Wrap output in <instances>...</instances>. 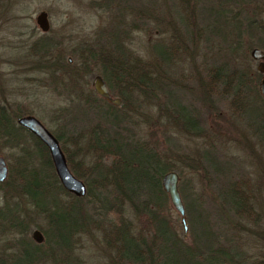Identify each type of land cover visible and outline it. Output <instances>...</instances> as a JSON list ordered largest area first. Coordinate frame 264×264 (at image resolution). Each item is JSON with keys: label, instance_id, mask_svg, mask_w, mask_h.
Listing matches in <instances>:
<instances>
[{"label": "rangeland", "instance_id": "rangeland-1", "mask_svg": "<svg viewBox=\"0 0 264 264\" xmlns=\"http://www.w3.org/2000/svg\"><path fill=\"white\" fill-rule=\"evenodd\" d=\"M22 6H26L22 10L28 16L35 17L41 10L48 12L50 31L46 35L55 43L53 55L60 57L63 70L71 65L77 72L73 71L74 79L86 93L94 91L93 79L101 75L112 97L119 98V90L114 83V87L109 86L103 66H84L79 54L85 48L113 45L124 49V54L127 51L130 59L139 57L145 62L151 61L155 43L162 41L170 48L173 60L166 67L163 82L145 93L136 92L133 99L138 113L132 114L130 123L118 132L124 138L149 142L171 163V171L177 172L178 187L201 194L220 243L264 262V127L259 130L247 118L237 116L229 105L230 97L219 94L217 88L208 91L213 69L222 74L249 73L252 86L259 89L258 61L250 51H264V0H4L0 5V108L15 116L16 124L18 117L33 115L54 135H61L60 146L83 175L73 174L88 187L96 177L94 167L109 168L118 160L115 155L94 151L89 142L95 133L107 130L112 134L115 129L105 122L103 110L85 105L62 86L61 80L67 78H62L60 71L52 75L51 49L47 56L43 51L30 52L32 42L43 35L35 25V30L14 25L6 28L7 22L13 23L10 15L22 13ZM143 14L150 16L149 21L139 17ZM23 19L22 24L33 23ZM34 53L36 58L28 57ZM107 104L106 100L101 102L104 110ZM179 109L188 116L179 114ZM252 109L251 114L259 112L257 106ZM186 121H194V127ZM22 148L35 150L29 138L18 145L0 138V155L6 161L8 175L16 167ZM128 155L133 157L132 153ZM135 158L144 160L142 154ZM198 161L193 169L192 164ZM135 176L131 171L128 178L133 180ZM238 181L247 186L253 202L254 212L247 219L235 215L225 199V191ZM6 191L7 186L0 189V199ZM13 201L20 207L29 205L21 198ZM82 204L89 227L78 237L77 262L106 264L111 253L95 227L99 218L94 213L95 204L87 198ZM166 207L177 235L186 244L192 243L189 231L184 236L181 216L168 194ZM33 218L38 227L30 229V238L34 229L42 232L47 226L42 216ZM48 249L49 244L41 247L43 256L37 264H58L44 254Z\"/></svg>", "mask_w": 264, "mask_h": 264}, {"label": "trees", "instance_id": "trees-1", "mask_svg": "<svg viewBox=\"0 0 264 264\" xmlns=\"http://www.w3.org/2000/svg\"><path fill=\"white\" fill-rule=\"evenodd\" d=\"M139 17L146 21L150 19L148 14ZM42 46L46 47L44 55H50L48 43ZM54 47L52 40V75L60 71L61 77L67 78L61 80V84L64 83L62 86L77 95L85 105L103 110L105 122L115 129L112 134L107 130H101L102 135L95 133L89 146L99 153L115 155L118 160L109 168L94 167L96 177L93 185L86 187L84 196L69 192L60 183L47 146L33 132L16 124L15 116L1 107L0 138L11 145L26 142L29 138L35 150L22 148L16 167L0 183V189L8 187L0 199V264H37L43 256L41 247L45 244H49V249L44 254L58 264H78V237L89 227L82 204L85 198L95 204L94 213L99 216L95 227L101 234L105 248L111 253L106 264H264L262 260L242 253V250L220 243L203 208L201 194L185 192L184 188L178 187L185 202L188 226L184 236L189 231L193 237V242L186 244L177 235L171 215L166 212L167 192L163 188L162 178L166 172L173 170L171 163L154 151L146 140L124 138L118 132L125 123H130L132 114L138 113L137 103L133 99L136 92L145 93L163 82L166 67L173 60L170 48L162 41L155 43L150 62L139 57L132 60L127 51L124 54V49H117L113 45L85 48L79 54L85 62L84 66L88 63L103 66L109 86L114 87V83V88L119 90L121 104L108 103L104 110L101 105L104 99L95 91L86 93L83 85L74 79V72H77L71 65L67 64L68 67L63 70L60 57L53 55ZM211 72L208 91L212 89L215 92L217 88L219 94L229 96V105L237 116L247 118L259 130L263 128L264 99L259 89L252 86L249 73L222 74L214 69ZM66 73L70 74L65 76ZM255 106L259 112L251 114ZM179 110V114L187 113L184 109ZM185 124L194 127V121H186ZM54 136L61 140V135ZM61 149L71 171L78 176L83 175L74 168L66 149ZM128 153H132L133 157L129 158ZM139 154L144 156L143 162L135 158ZM198 163L194 162L191 167L195 169ZM131 171L137 174L133 180L128 178ZM225 196L235 215L247 219L253 214V202L243 182H234L225 191ZM16 197L24 199L28 207H20L18 202L13 201ZM34 215L46 220L41 243L29 237L30 229L38 227L33 220Z\"/></svg>", "mask_w": 264, "mask_h": 264}, {"label": "water", "instance_id": "water-1", "mask_svg": "<svg viewBox=\"0 0 264 264\" xmlns=\"http://www.w3.org/2000/svg\"><path fill=\"white\" fill-rule=\"evenodd\" d=\"M44 13L41 14L43 18ZM40 18V24L43 29L46 28L44 22ZM250 56L258 61L256 66L257 71L261 74L259 81V91L264 98V51L260 48H253L250 51ZM95 92L103 98H106L113 104H120L121 100L118 97H112L109 88L101 75H96L92 82ZM17 123L26 129L33 132L48 148L51 159L54 165L55 172L60 180V183L65 190L79 196H84L86 193L85 184L77 178L68 166L66 157L60 147L59 141L51 134L46 127L34 116H22L17 120ZM8 175V168L5 159L0 155V183L3 182ZM179 176L175 171H168L162 178V185L167 192L170 202L175 210L181 216V223L186 232L188 229L185 208L178 188ZM32 239L41 243L44 240V235L39 229H34Z\"/></svg>", "mask_w": 264, "mask_h": 264}, {"label": "flooded vegetation", "instance_id": "flooded-vegetation-1", "mask_svg": "<svg viewBox=\"0 0 264 264\" xmlns=\"http://www.w3.org/2000/svg\"><path fill=\"white\" fill-rule=\"evenodd\" d=\"M4 2V0H0V5L2 6V3ZM118 3H120V2H118ZM23 7H26V6H22L21 8H20V10H21V12L22 13H18V14H11L10 15V19L12 20V22L13 23H6V28H9V25H14L13 27H18V28H20V29H27V30H35V28H34V25H35V27L37 28V29H39L40 31H41V33L43 34L42 36H40V38H37L36 40H34L33 42H32V44H31V46L29 47V50H30V52H31V49L32 50H36V52L37 53H39L40 51H45L46 50V47L45 46H42V44H45V43H49V42H47L46 40L48 39V41H50V44H48L49 45V48L47 49L48 50V52L50 53V49L52 50V38H50V37H47V35H46V33H48L49 31H50V21H49V14H48V12L47 11H45V10H41V11H39L37 14H36V16L34 17V16H28V14H25V13H27L26 12V10H22V8ZM0 8H2V7H0ZM42 13H44V15H43V18L41 17V14ZM23 15H25V16H23ZM22 18H24L26 21L27 20H31V21H33V23H31V24H29V23H27V22H23V24L20 22V20L22 19ZM28 18V19H27ZM40 18H42V22H44L43 24H45V26H46V28L45 29H43V27L41 26V24H40ZM23 19V20H24ZM2 25H3V23H2ZM41 37H43V38H45V39H41ZM45 40V41H44ZM36 46H38V48L36 47ZM41 47H42V49L43 50H41ZM36 48V49H35ZM29 50H28V52H29ZM27 52V53H28ZM33 55V56H32ZM32 55H28V57H33V58H36L35 56H37V54L36 53H34V54H32ZM50 58L52 57V54L49 56ZM52 63H50L49 65H51ZM260 76H261V74H260ZM104 79V78H103ZM106 82V81H105ZM107 84V83H106ZM108 86V85H107ZM109 88V87H108ZM94 89V88H93ZM95 91V90H94ZM109 91H110V89H109ZM111 94V93H110ZM98 95V94H97ZM99 96V95H98ZM100 97V96H99ZM101 98H103V97H101ZM104 100H106L108 103H111L110 101H108L106 98H103ZM120 99V98H119ZM121 100V99H120ZM113 104V103H112ZM121 104V103H120ZM120 104H118V105H116V104H114V105H116V106H119ZM22 116H33V115H22ZM22 116H20V117H22ZM20 117H18L17 119H16V121L20 118ZM35 117V116H34ZM39 120V119H38ZM40 121V120H39ZM41 122V121H40ZM42 123V122H41ZM18 124V123H17ZM43 124V123H42ZM44 125V124H43ZM45 126V125H44ZM46 127V126H45ZM46 129L52 134V132L46 127Z\"/></svg>", "mask_w": 264, "mask_h": 264}]
</instances>
